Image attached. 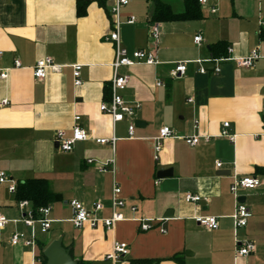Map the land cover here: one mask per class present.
Here are the masks:
<instances>
[{"label": "crops", "instance_id": "obj_1", "mask_svg": "<svg viewBox=\"0 0 264 264\" xmlns=\"http://www.w3.org/2000/svg\"><path fill=\"white\" fill-rule=\"evenodd\" d=\"M161 1L174 14L185 11L184 0ZM128 2L120 11L119 45L128 52L151 50L158 62L119 70L130 76L122 98L140 105L135 121L143 127L135 129L132 140L128 139V122L113 127L99 111L109 100L106 89L115 57L113 44L103 39L113 29L109 11L113 3L0 0V69L12 68L16 60L22 66L0 80V172L15 185L47 180L53 194L61 198L48 206L51 225L59 226L51 233V225L47 232L36 225L34 247H13L14 233L26 238L30 234L14 221L33 211V206L28 201L20 210L15 194L0 185V214L8 221L0 230V264H37L39 255L58 239L76 264H111L105 257L113 240L127 244L129 251L117 264H264V175L255 171L264 168V0H206L204 5L197 0L201 18L158 23L156 44L149 35L153 4ZM78 3L85 10L82 17L77 16ZM130 17L136 20L133 25L126 24ZM196 36L202 40L200 45L194 43ZM216 44H221L223 54L211 57L209 49ZM253 50L260 55L254 66L237 67L233 59H245ZM43 59H51L59 71H48L46 79L39 81L32 68ZM217 59L230 60L212 62ZM180 62L186 63L185 75L171 78ZM75 65L81 66L78 87L73 85ZM200 68L206 73L200 74ZM158 82L162 86H156ZM4 101L6 105H1ZM75 116L89 139L66 154L58 149L55 134L64 131L69 136ZM224 123L229 124L233 141L220 136ZM162 127L179 137L209 140L189 147L183 140L167 139L155 160V139ZM112 138L114 144L102 146L93 141ZM88 160L102 164L113 160L114 174L97 173ZM162 170H171L172 176L157 179ZM244 176L257 177L261 185L238 191L251 217L236 236L255 247L248 256L239 257L231 219L236 200L229 189L234 177ZM113 183L125 202L120 211L124 217L156 220L153 229L141 232L139 224L121 222L109 233L101 226L77 230L69 223L68 203L73 200L87 209L100 203L99 217L108 218ZM187 193L208 201L188 204L184 201ZM132 207L136 209L133 214ZM198 215L217 218L218 229L198 226L193 221Z\"/></svg>", "mask_w": 264, "mask_h": 264}, {"label": "built area", "instance_id": "obj_2", "mask_svg": "<svg viewBox=\"0 0 264 264\" xmlns=\"http://www.w3.org/2000/svg\"><path fill=\"white\" fill-rule=\"evenodd\" d=\"M111 1L113 5L109 9L111 16L113 17V29L109 36L104 37L105 42H109L113 44L115 50L114 61L111 64L112 68V77L109 82V100L106 103H102L99 106L100 113L108 116L111 120L112 126L115 124L128 122L127 134L128 139H134V131L135 127V116L136 113L140 110V105L136 102H126L121 93L126 89L130 76L127 74H120L119 70L123 68H130L134 65H146V66H155L158 64L155 52L147 49L135 50L133 52H128L125 49H122L119 45V34L118 28L120 25V11L122 8L128 5V0H105ZM200 5H204L206 0H198ZM135 18L130 17L126 24L133 25L135 23ZM261 26L264 28V22L261 23ZM149 35L156 44L160 37L159 24L154 23L150 27ZM200 36H196L194 38V43L196 45H200L201 43ZM232 51L228 50V54H231ZM3 52L0 51V60L2 59ZM260 59L259 52L257 50H253L250 55L245 59H233L234 63L239 68H252L254 64ZM230 59H217L212 60L215 64H219L221 62L229 61ZM22 68L19 61H14L13 66L10 69H0V80L4 81L8 78V72L12 69H20ZM80 65H75L72 67V75H73V85L75 87L80 86L81 82L79 79L80 76ZM58 72L59 67L55 66L51 59H43L36 62L35 66L32 68L33 77L36 80L42 81L46 79L47 72ZM219 69L215 70V73H218ZM186 73V63L180 62L175 64V68L171 73V78L178 79L185 75ZM200 74H205L206 71L204 68L199 69ZM156 86H162V83H157ZM192 100H189L188 103H191ZM1 105H6V102H2ZM80 118L75 116L73 119L74 125L71 129L70 135L67 136L64 131H57L55 134V141L57 143L58 149L63 153H71L73 151L74 146L77 143L86 142L89 137L84 129H82L78 122ZM193 127H197V122H194ZM229 127L228 123L223 124V130L220 133L222 138H226L229 141H233L234 136L231 135L227 128ZM167 139L174 140H183L184 143L189 147H195L199 144L201 140L208 141L209 138H200L198 136H188V137H179L176 132L169 129L168 127H162L158 131V136L155 139V158L158 159V153L161 151L162 142ZM97 145H106V144H114L116 141L115 138L110 140L105 139H94L93 140ZM87 165L95 168L96 172L99 174H114V162L110 161L108 164H102L100 162H94L93 160H88ZM217 168L221 167V164L216 165ZM0 185H7L8 192L15 193L16 185L14 182L8 179L7 175L4 172H0ZM260 180L255 176H244V177H234L232 183L230 185V193L236 200L235 209L231 216L233 221L234 231H235V252L239 257H246L250 253L255 250V247L251 243H243L238 240L236 236V231L243 229L246 227L248 220L251 217V214L244 203H241L238 197V191H252L256 188L260 187ZM121 190L119 186L115 183L112 185L111 197H110V208L111 214L108 218H101L99 214L103 211V206L100 203H94L90 209H87L83 204L77 201H70L68 206L71 210V218L69 219V223L77 230L88 226L92 229L97 226H101L106 232L113 233L115 227L118 223L121 222H135L139 224V228L141 232H148L153 229L158 223L153 219H145V218H130L127 219L120 212L125 208V202L120 198ZM184 201L188 204H192L197 206L198 204L204 202L206 203L208 200L205 198H201L192 194H185ZM29 205L28 201H19L18 208L23 210ZM130 212L135 213V208H130ZM38 216L35 217L33 211L26 212L21 220L14 221V223H20L24 225L26 228L30 230L29 237L26 238L23 233H14L10 238V245L15 246H25V247H34L36 238L34 234V227L36 225L40 226V229L43 232H47L50 229V225L52 223L51 220L48 219L50 214V207H45L40 209L37 212ZM193 221L200 227L208 230L215 231L218 229V221L217 218L211 216H195ZM8 221L0 214V230H3L7 225ZM161 234H165V230H160ZM128 246L125 243H119L117 241H112L111 243V251L105 257L107 261L111 264H117L119 261L127 257L128 255ZM39 260H36L35 263L39 264Z\"/></svg>", "mask_w": 264, "mask_h": 264}, {"label": "trees", "instance_id": "obj_3", "mask_svg": "<svg viewBox=\"0 0 264 264\" xmlns=\"http://www.w3.org/2000/svg\"><path fill=\"white\" fill-rule=\"evenodd\" d=\"M103 1V0H102ZM151 2L154 7L151 21L154 23H167V22H183L199 20L201 18L197 0H184L185 11L181 14H174L170 6L161 0H147ZM85 15V10H81L79 3L77 5V16L82 17ZM210 56L215 57L223 54V47L221 44H216L209 49ZM107 95L109 94V85L106 89ZM257 174L264 175V168H256ZM15 197L17 201H29L33 206V213L37 218V212L45 207L54 203L55 195L52 192L51 184L44 179H30L18 182L15 188ZM41 253V252H40ZM40 262L46 264V259L39 255ZM175 259V258H174ZM142 262H131V264H140ZM77 264H86L78 262Z\"/></svg>", "mask_w": 264, "mask_h": 264}, {"label": "water", "instance_id": "obj_4", "mask_svg": "<svg viewBox=\"0 0 264 264\" xmlns=\"http://www.w3.org/2000/svg\"><path fill=\"white\" fill-rule=\"evenodd\" d=\"M135 127L142 128L143 126L141 122L136 121ZM171 176V170H162L156 174L157 179H164ZM54 201L60 202L61 198L55 196ZM43 257L46 259L47 264H76V262L73 261L70 257L68 250H65L62 247L60 239L53 241L51 244H49V246L43 252Z\"/></svg>", "mask_w": 264, "mask_h": 264}, {"label": "rangeland", "instance_id": "obj_5", "mask_svg": "<svg viewBox=\"0 0 264 264\" xmlns=\"http://www.w3.org/2000/svg\"><path fill=\"white\" fill-rule=\"evenodd\" d=\"M57 204H60V203H57ZM66 215H67V213H66ZM70 216H71V215H70ZM70 216H69V217H70ZM51 217H52V214H51ZM49 218H50V216H49ZM51 226H52V230H51L50 232L52 233V231H53L54 229H56V227H58L59 225H56V224L53 225V224H52Z\"/></svg>", "mask_w": 264, "mask_h": 264}]
</instances>
